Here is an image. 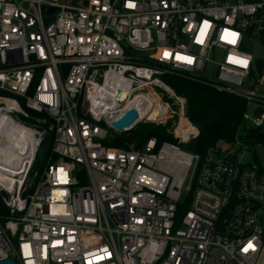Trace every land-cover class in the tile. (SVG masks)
<instances>
[{"label": "built area", "instance_id": "built-area-1", "mask_svg": "<svg viewBox=\"0 0 264 264\" xmlns=\"http://www.w3.org/2000/svg\"><path fill=\"white\" fill-rule=\"evenodd\" d=\"M175 74L244 102L230 140L193 150ZM139 100L175 140L105 144ZM2 115L30 137L0 179V260L264 264V0H0Z\"/></svg>", "mask_w": 264, "mask_h": 264}, {"label": "trees", "instance_id": "trees-1", "mask_svg": "<svg viewBox=\"0 0 264 264\" xmlns=\"http://www.w3.org/2000/svg\"><path fill=\"white\" fill-rule=\"evenodd\" d=\"M173 90L186 99V113L189 120L197 126L199 135L194 141L193 150L202 152L208 145L220 140H230L241 123L244 102L231 94L217 91L209 85L196 79L163 76ZM257 140H264V134L251 130ZM155 137L157 142L163 140L174 141L165 126L153 123L138 124L135 129L125 134H116L105 142L116 148H130L140 146L147 138ZM49 149L52 147L53 136H50ZM47 139V140H48ZM42 141L45 144L47 141ZM41 144V145H42ZM182 208H179V211ZM4 211L0 203V213Z\"/></svg>", "mask_w": 264, "mask_h": 264}, {"label": "bare ground", "instance_id": "bare-ground-1", "mask_svg": "<svg viewBox=\"0 0 264 264\" xmlns=\"http://www.w3.org/2000/svg\"><path fill=\"white\" fill-rule=\"evenodd\" d=\"M8 118H0V179L9 180L4 173L16 174V165L21 157V151L30 137L25 127H17L14 124L8 125Z\"/></svg>", "mask_w": 264, "mask_h": 264}, {"label": "water", "instance_id": "water-1", "mask_svg": "<svg viewBox=\"0 0 264 264\" xmlns=\"http://www.w3.org/2000/svg\"><path fill=\"white\" fill-rule=\"evenodd\" d=\"M141 101L139 100L135 106L131 107L123 116H121L118 120L111 122L110 127L113 128L118 134H125L133 129L141 122V118L139 117L138 111L140 109ZM35 138L38 139L37 147L35 150V155L37 154L41 143L43 141L42 136H38L35 134ZM193 145V141H191L187 147L191 148ZM0 264H18L12 259H4L0 260Z\"/></svg>", "mask_w": 264, "mask_h": 264}, {"label": "rangeland", "instance_id": "rangeland-1", "mask_svg": "<svg viewBox=\"0 0 264 264\" xmlns=\"http://www.w3.org/2000/svg\"><path fill=\"white\" fill-rule=\"evenodd\" d=\"M173 76H175V77H182V76H178L176 74L173 75ZM163 80H164V78H163ZM164 82L167 84V82L165 80H164ZM16 100L18 101V103L20 104L21 107H24L23 100L20 97H16ZM19 120H21L23 123H25L26 125H29V126H34V124H35V120H33V119H26V118H24V120H23V119L19 118ZM47 121H50V120L47 118ZM50 136H52V135L51 134H47L45 136V140H47ZM49 140L50 139H48L45 142V144H42L41 143L42 145L40 146V148L38 150V153H37V155L35 157V160H34V162L32 164V170H31V174H30V179H32V173L34 171H40L41 170V168L43 167L45 161L48 159V157L50 155L51 149H49V142H50ZM130 146H132V145H130ZM222 147L224 148L225 145L222 144ZM123 149H125V148H123ZM257 153L263 154V151L262 150H257ZM246 158L249 161H253L252 160V157H250V156H248ZM0 200H1V198H0Z\"/></svg>", "mask_w": 264, "mask_h": 264}]
</instances>
